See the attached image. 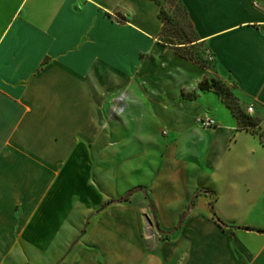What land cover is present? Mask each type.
<instances>
[{
  "label": "crops",
  "instance_id": "0c3cea01",
  "mask_svg": "<svg viewBox=\"0 0 264 264\" xmlns=\"http://www.w3.org/2000/svg\"><path fill=\"white\" fill-rule=\"evenodd\" d=\"M180 2L211 67L154 0H0V264H264V0Z\"/></svg>",
  "mask_w": 264,
  "mask_h": 264
},
{
  "label": "trees",
  "instance_id": "16d2710c",
  "mask_svg": "<svg viewBox=\"0 0 264 264\" xmlns=\"http://www.w3.org/2000/svg\"><path fill=\"white\" fill-rule=\"evenodd\" d=\"M159 5V17L162 20V28L159 34V39L165 43L171 45L179 55L186 57L201 66L211 67L212 61L207 60V51L204 46L203 41H199L195 30L187 17L186 10L180 0H169L171 5L175 1V9L171 11L169 15L164 8L161 0H154ZM183 13L185 18L180 20V13ZM198 88L203 89H213L218 93L226 105L230 108L232 113L237 119L238 126L240 128L254 129L258 125L257 119L246 114L238 105L236 97L231 94L229 89L224 83L216 78L208 80L204 78L199 84ZM264 142V140H263ZM136 189L130 190L124 197L120 200H127ZM153 211L151 202L149 203Z\"/></svg>",
  "mask_w": 264,
  "mask_h": 264
},
{
  "label": "rangeland",
  "instance_id": "374dc122",
  "mask_svg": "<svg viewBox=\"0 0 264 264\" xmlns=\"http://www.w3.org/2000/svg\"><path fill=\"white\" fill-rule=\"evenodd\" d=\"M163 5H164V8H165V11L170 15L171 14V11L175 9V1L173 2V5H171L170 1L169 0H161ZM180 13V12H179ZM185 18V16L183 15V13H180V20ZM226 85V84H225ZM226 87L229 89V91L231 92V94H234L233 93V85L230 84V85H226ZM29 264H37L38 262L36 261L35 257H30L29 259Z\"/></svg>",
  "mask_w": 264,
  "mask_h": 264
},
{
  "label": "built area",
  "instance_id": "2783aa9c",
  "mask_svg": "<svg viewBox=\"0 0 264 264\" xmlns=\"http://www.w3.org/2000/svg\"><path fill=\"white\" fill-rule=\"evenodd\" d=\"M207 60L212 61L213 60V57L211 55H207ZM246 110H247L248 113H251L253 111V108L250 105V106L247 107ZM197 122L200 125H202V126H212V125H215V121L213 119H211V118H202V117H200V118L197 119Z\"/></svg>",
  "mask_w": 264,
  "mask_h": 264
}]
</instances>
